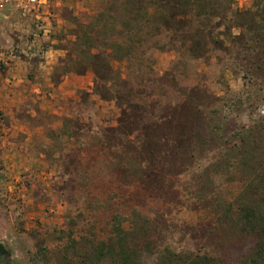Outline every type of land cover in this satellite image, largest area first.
<instances>
[{
    "label": "rangeland",
    "instance_id": "obj_1",
    "mask_svg": "<svg viewBox=\"0 0 264 264\" xmlns=\"http://www.w3.org/2000/svg\"><path fill=\"white\" fill-rule=\"evenodd\" d=\"M128 1L47 0L2 33L0 264H82L117 215L152 260L244 264L254 247L222 217L242 183L218 160L264 115V0H210L184 25L146 2L132 32Z\"/></svg>",
    "mask_w": 264,
    "mask_h": 264
},
{
    "label": "trees",
    "instance_id": "obj_2",
    "mask_svg": "<svg viewBox=\"0 0 264 264\" xmlns=\"http://www.w3.org/2000/svg\"><path fill=\"white\" fill-rule=\"evenodd\" d=\"M129 1L124 4L125 10L132 12V16L124 20L129 32L133 31L132 21H136L143 11L151 13L150 8L145 5L146 2L153 8V13L158 8H169L170 20L182 25L189 22L191 12L195 16H210L218 8L210 0ZM134 2L135 7L132 8ZM99 16L102 19L107 13L105 15L102 11ZM165 20L168 21L169 18L166 17ZM130 54L131 51L127 49L125 56ZM231 135L232 139H235L226 149V155L219 158L218 165L227 168L232 163L242 186L236 198L237 202H227L222 217L230 218L233 213L234 226L241 232L252 233L256 237L254 247L244 258V264H264V115L253 125L237 129ZM113 220L115 239L102 242L101 245L95 246L93 251L82 255V264H100L106 261L112 264H224L208 253L181 252L170 248H165L152 260L151 253L145 255L143 252L152 251L151 244L146 243V246L140 249L131 243L129 231L122 226L120 217L117 215Z\"/></svg>",
    "mask_w": 264,
    "mask_h": 264
},
{
    "label": "crops",
    "instance_id": "obj_3",
    "mask_svg": "<svg viewBox=\"0 0 264 264\" xmlns=\"http://www.w3.org/2000/svg\"><path fill=\"white\" fill-rule=\"evenodd\" d=\"M44 11H45L44 8H42L40 10H35L32 12L34 14H36L37 16H42L44 14ZM24 19H26V17H23V15L20 12L16 11V9L14 7H8L7 9L0 12V50H1V55L3 58L5 57L7 59V58H10V56L12 55L11 53H8L3 49V46H4L2 44L3 43L2 41L4 38L3 34H4V36H6L5 35L6 31L8 29L10 30V28H11L10 31L13 33H12V35H11V33L9 34L10 37L13 38L12 40H18L15 36V35H17L16 28H19L21 25L25 24ZM3 25H5V26H3ZM5 27H7L8 29L6 30ZM19 43L23 48L28 46L26 41L21 40ZM30 47H31V45H30ZM25 50H28V48H25ZM55 51H57V50H55ZM12 68H13V66H10L7 69L5 68L6 70H4V72L0 71V83H1L0 84V93L3 92L4 87L5 88L7 87L6 86L8 84L7 82L14 83L16 81L17 74L12 71Z\"/></svg>",
    "mask_w": 264,
    "mask_h": 264
},
{
    "label": "built area",
    "instance_id": "obj_4",
    "mask_svg": "<svg viewBox=\"0 0 264 264\" xmlns=\"http://www.w3.org/2000/svg\"><path fill=\"white\" fill-rule=\"evenodd\" d=\"M46 4L47 0H0V9L11 6L21 11L32 12L42 9ZM2 59L0 50V61Z\"/></svg>",
    "mask_w": 264,
    "mask_h": 264
},
{
    "label": "flooded vegetation",
    "instance_id": "obj_5",
    "mask_svg": "<svg viewBox=\"0 0 264 264\" xmlns=\"http://www.w3.org/2000/svg\"><path fill=\"white\" fill-rule=\"evenodd\" d=\"M0 251H1V248H0ZM0 257H3V255L0 254Z\"/></svg>",
    "mask_w": 264,
    "mask_h": 264
}]
</instances>
